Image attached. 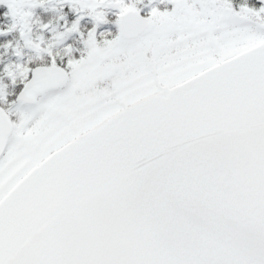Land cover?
Segmentation results:
<instances>
[{
  "label": "water",
  "instance_id": "95a60500",
  "mask_svg": "<svg viewBox=\"0 0 264 264\" xmlns=\"http://www.w3.org/2000/svg\"><path fill=\"white\" fill-rule=\"evenodd\" d=\"M120 24L128 42L148 20ZM12 127L0 108V159ZM0 264H264V42L28 174L0 203Z\"/></svg>",
  "mask_w": 264,
  "mask_h": 264
},
{
  "label": "flooded vegetation",
  "instance_id": "af4514ba",
  "mask_svg": "<svg viewBox=\"0 0 264 264\" xmlns=\"http://www.w3.org/2000/svg\"><path fill=\"white\" fill-rule=\"evenodd\" d=\"M115 1L0 0V108L13 124L0 160L3 191L122 112L234 56L232 0L222 8L224 28L206 23L213 30V48L204 60L188 47L179 58L156 54L160 25L155 27L150 8L168 13V5L159 8L164 1L125 0L124 9ZM129 10L145 17L148 27L125 42L120 20ZM198 12L193 24L201 26ZM172 59L181 70L160 73ZM163 75L174 79L163 81Z\"/></svg>",
  "mask_w": 264,
  "mask_h": 264
},
{
  "label": "rangeland",
  "instance_id": "374dc122",
  "mask_svg": "<svg viewBox=\"0 0 264 264\" xmlns=\"http://www.w3.org/2000/svg\"><path fill=\"white\" fill-rule=\"evenodd\" d=\"M160 1H164L167 5H171V8L168 13L163 14H159L155 7H153V9L150 8L151 15L155 21V27L160 25L159 33H155V38L158 42L156 54L159 55V57H169L170 52H172L176 58H179L181 50L188 47L190 49L189 53L195 58L204 60L211 57L213 30H210L206 23H218L219 26L225 27L226 19L225 13L222 12V8L226 6V0H219V4H215L213 0ZM114 5L121 9L127 7L125 0L115 1ZM197 12L203 17L201 26L199 24H193L196 22L195 17ZM230 20L232 24L230 25L231 30L229 34L231 35L230 39L232 38L231 40L234 48L233 55L264 41V32L256 29V27L248 21L235 19L234 15ZM216 27H218V25ZM180 65L181 63L172 59L167 65L159 67V70H161L160 73L169 72L175 75L181 70ZM169 79L172 80L174 77L162 76L163 81ZM1 176H5V174ZM8 192L9 191H3L0 188V202Z\"/></svg>",
  "mask_w": 264,
  "mask_h": 264
},
{
  "label": "trees",
  "instance_id": "16d2710c",
  "mask_svg": "<svg viewBox=\"0 0 264 264\" xmlns=\"http://www.w3.org/2000/svg\"><path fill=\"white\" fill-rule=\"evenodd\" d=\"M213 2L219 4V0H213ZM232 2L235 19H245L254 25L256 29L262 31L261 23L264 22V6L259 4L257 0H232ZM160 8L163 9L162 4Z\"/></svg>",
  "mask_w": 264,
  "mask_h": 264
}]
</instances>
